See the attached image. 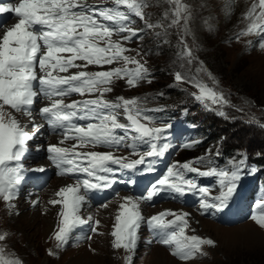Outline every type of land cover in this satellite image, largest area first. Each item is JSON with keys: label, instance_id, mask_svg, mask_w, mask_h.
<instances>
[{"label": "snow or ice", "instance_id": "obj_1", "mask_svg": "<svg viewBox=\"0 0 264 264\" xmlns=\"http://www.w3.org/2000/svg\"><path fill=\"white\" fill-rule=\"evenodd\" d=\"M167 2L173 6L170 16L165 13V19L169 20L167 27H182L187 33L188 6L182 0ZM147 6L146 0H102L101 6L88 4L86 0H18L0 4V14H12L16 19L11 26L0 24V200L9 208L14 207L12 202L17 198L24 179L22 161L29 151L30 142L42 127L34 123L33 106L37 98L43 96L47 103L39 108V115L47 127L61 136L56 143L47 146V159L58 170V176L74 178L73 183L55 190L54 198L47 202L52 207L59 206L57 225L51 237L56 241L57 250L69 242L76 229L92 219L81 215L89 193L108 190L120 182L115 178L117 170L112 165L127 170L146 166V172H154L152 158L164 157L172 147L170 143H161L162 139H167L165 133L170 126H155L153 117L142 107L139 97L106 98L118 80H124L130 89L142 82L151 83L149 68L136 58L140 53L126 55L133 50L125 47L143 31L133 26V17L145 21L149 29L161 27L160 23L145 20L143 9ZM245 19L247 27L237 34L236 39L256 34L258 46L264 49V0L253 3L245 13ZM114 36L119 39H113ZM180 43L182 57L192 65L191 48L184 39ZM113 64L120 66L88 70L90 66L103 68ZM74 69L76 71H72ZM196 72L215 84L212 74L204 67H198ZM174 80L195 88L191 95L206 110L228 103L225 95L209 86L202 76H187L177 71ZM73 94L91 98L65 103V99ZM13 113L26 116L33 132H28ZM216 114L225 115L219 110ZM66 141L74 143L62 146ZM193 143L184 147L190 148ZM86 148H106L109 151H80ZM121 148L129 149L130 155L138 158L114 155ZM40 150L38 146L36 151ZM31 171L43 172L45 168ZM245 172L243 159L232 161L226 169L213 166L210 156L169 166L160 178L151 183L146 196L122 198L110 232L112 247L127 253L136 249L138 229L144 220L141 201H151L162 192L180 197L192 194L199 197L201 214L223 212L230 207ZM189 174L215 177L218 194H210L208 187L201 186ZM37 203L32 201L33 205ZM258 208L260 211L253 213L251 219L264 229V200L259 202ZM189 215L166 210L147 220L150 229L157 234L156 242L168 247L170 254L181 261L205 255L203 246H214L215 243L210 238L186 234ZM166 216L172 219L166 220ZM99 226L100 221L95 220L91 231L99 234ZM87 238L91 239L90 236ZM5 240L6 235L0 234V242ZM47 254L56 256L57 251L49 249ZM125 259L130 264L131 255ZM0 264L23 262L0 243Z\"/></svg>", "mask_w": 264, "mask_h": 264}, {"label": "rangeland", "instance_id": "obj_2", "mask_svg": "<svg viewBox=\"0 0 264 264\" xmlns=\"http://www.w3.org/2000/svg\"><path fill=\"white\" fill-rule=\"evenodd\" d=\"M230 1L232 2L231 7L234 5L239 6L237 11H230L228 8ZM86 2L101 6L102 0H86ZM252 2L255 3L254 0L239 2L237 0H219L216 4L204 3L203 1L202 6L204 5L203 7L206 10V15L203 16L205 18V34L195 38L191 34L193 26L190 22L193 10L200 7L198 3L193 0H182V3L188 6L189 13L188 32L185 33L182 27H167L169 20L165 19V13L168 12L170 16V9L173 7L168 4L167 0H146L148 6L143 9L145 20L148 23H160L161 27L149 29L145 26V21L133 17V26L141 28L143 31L139 37L128 42L125 47L133 50L126 53V55L136 56L137 52L140 53L136 58L141 63H146L151 73V83L142 82L138 87L130 89L126 86L124 80H118L113 85L114 90L106 94V98L109 100H114L117 96L125 98L139 97L142 107L152 111L154 109L163 111L164 114L161 116L166 118V121L155 122L153 118L155 126L175 125L179 121H183L187 115H193L194 121H199V130L193 132L194 137L188 142L176 146L167 167L173 164L189 162L201 156H210L213 166L229 168L232 161L239 162V160L243 159L246 172L239 186H245L248 183H259V187H262V192L259 191L260 198L256 201L254 192L257 189H254L253 186V193L251 191L250 197L241 204L243 212H241L240 219L231 225L223 224L216 221L217 219L214 220L213 214H201L199 205L189 208L182 207L174 202L163 201L145 205L142 207L144 220L141 223V229L138 231L139 239L136 249L132 253H127L123 249H114L112 247L113 237H111L110 232L114 224V216L118 205L121 203L120 200H116L117 197L113 196L109 202H101L97 205L88 204L87 208L82 210L81 215L85 219L88 217L92 219L86 225L76 229L69 242L62 249L57 250L56 244H53L56 241L52 240V238L50 239V237L57 225L59 206L56 207L48 229L44 230L41 227L39 229L36 228V231L33 221L39 219L37 213L43 199L54 195V185L61 176L57 175L58 170L55 167V170L51 168L52 176L48 184L42 191L38 190L40 192L35 194V201H38V203L24 206L18 210L15 209L17 205H14L13 202L17 200L24 201L33 192L29 185V191H25L23 187L27 186L28 177L30 178L31 174L37 173L26 169L23 172H27L28 176L26 175L27 179H23L21 183L22 189L20 190L22 193L20 194L19 192L17 198L12 202L14 207L9 208L8 205L0 200V210L3 209V212L0 211V234L6 235V240L0 243L3 244L6 251L19 257L23 264H129L125 259L128 255H131L130 264H264V229L258 227L251 219L253 213L260 211L258 208L259 202L264 200V169L261 170L255 162H252V159H257L258 156L264 159V127L261 126L264 125V49L258 46L259 37L256 34L242 36L239 40H235L237 34L247 27L248 21L245 19V13L251 7L249 5L253 4ZM196 19L198 20L199 17ZM113 39H119V37L114 36ZM181 39H184L192 50L195 60L192 65H188L182 57ZM116 66L120 65H105L103 68L90 66L88 70H108L110 67ZM201 66L212 74L215 84L208 80L207 76L196 72V69ZM177 71L187 76H202L209 86L216 88V90L225 95L228 103L223 107L214 105L212 106L213 110H206L191 95V93L196 91L195 88L187 83H177L174 80V73ZM78 97L91 98L80 97L79 95ZM217 110L223 111L225 115H217ZM13 114L16 115L22 124L27 121V117L22 114L21 116H18L20 113ZM155 114L148 113L152 117ZM215 116L218 117V120H221L218 122L221 126L219 125V127L213 129L208 140L202 135L210 132V126L206 123L208 119H212ZM218 123L216 122V124ZM42 125L44 127V123ZM31 127L32 124L30 122L26 130H33ZM43 132L44 135L48 134L46 133L48 132L46 128L43 129ZM47 139L46 135L44 140L41 141V146L39 145L41 150L35 151L38 155L37 157L29 155L28 160L31 161L30 163L26 160L22 161L24 168H28V166L37 168L41 162L48 160L46 157L48 155L47 152L46 156L44 155ZM201 140L204 141L199 146H197L198 143H193ZM189 143H193V146L185 148L184 145ZM30 147L36 148L33 145ZM86 150L109 151L105 148L80 149V151ZM217 152L219 153L218 156L216 155ZM221 152L226 157L223 156L222 158L220 156ZM41 154L45 159L40 158ZM114 155L125 156L129 159L138 158V156L130 155L129 149L125 148L115 151ZM35 160H40V162H34ZM44 175L47 174L45 173ZM44 178L41 179L42 183ZM63 178L66 177L63 176ZM203 183L199 182V184ZM38 186L37 184L34 189L37 190ZM218 187V185H215L212 189H209L210 194H218ZM33 195L30 194V196ZM103 205H107V207H103ZM170 207L177 208L178 210L174 211L177 213L184 212L183 210H192L194 212V219L191 222L189 221V228L186 230V234L210 238L215 242L214 246H203L205 255H197L188 261H181L178 257L170 254L168 247L157 243L156 240H151L147 224L148 218L154 214L165 212V208ZM45 209L44 214H46L47 210H50L47 207ZM13 211L16 212V218L14 219L12 217ZM145 213L146 217L144 216ZM209 213H212V211H209ZM103 214H106L105 217ZM165 219H172V217L166 216ZM95 220L100 221L99 234L91 231ZM40 221L41 219L35 223L40 224ZM21 226L22 228H20ZM145 231H148L147 237L145 236ZM89 236L91 239L87 238ZM19 238H21L22 242L19 241ZM48 240L49 242H45ZM38 242H41L40 245ZM48 248L57 251V255L49 256L47 254Z\"/></svg>", "mask_w": 264, "mask_h": 264}, {"label": "bare ground", "instance_id": "obj_3", "mask_svg": "<svg viewBox=\"0 0 264 264\" xmlns=\"http://www.w3.org/2000/svg\"><path fill=\"white\" fill-rule=\"evenodd\" d=\"M193 1H195L196 3H198L199 5H200V7H199V9H196V10H193V12H192V18H191V24H192V26H193V29H192V35L196 38V37H198V36H203L204 34H205V30H204V25H205V22H204V15H206V10L204 9V5L202 6V3H203V1H204V3H208V2H210V3H214V4H216L219 0H193ZM239 1H246V0H237V2H239ZM255 1V3L257 2V0H254ZM15 2H18V0H12V1H10V2H8V3H15ZM227 2V1H226ZM8 3H5V4H8ZM250 3V2H249ZM253 3V2H252ZM231 4H232V2L230 1L229 2V5H228V8L230 9V11H237V9H238V7L239 6H237V5H234V6H232L231 7ZM249 5V4H248ZM249 6H251V5H249ZM248 10V9H247ZM7 14V13H6ZM8 15H10V14H8ZM12 15V14H11ZM207 15H208V13H207ZM197 17H199V19L197 20L196 18ZM209 20V19H208ZM237 20V19H236ZM242 20V19H241ZM206 21V20H205ZM244 21V20H243ZM16 22V19L13 21V22H11L10 24H7V25H4V26H11L12 24H14ZM236 22V21H235ZM238 22V21H237ZM241 25V24H240ZM243 28V27H242ZM232 29V28H231ZM240 30V29H239ZM222 33V32H221ZM220 33V34H221ZM222 34H224V33H222ZM228 37V36H227ZM194 38V39H195ZM235 40H236V38H235ZM229 41V40H228ZM192 42V41H191ZM194 44V43H193ZM196 47V46H195ZM194 49V48H193ZM195 50V49H194ZM196 52V51H195ZM194 52V53H195ZM196 54V53H195ZM195 61V60H194ZM193 61V62H194ZM47 102L45 101V99H42V97L41 96H39L38 98H37V102L34 104V106H33V116L35 117V116H37V114H38V110H39V108L40 107H43V106H45V104H46ZM26 117V116H25ZM28 119V118H27ZM39 122V124L40 125H42L43 123L41 122V121H38ZM42 128L44 129V128H46L45 127V125H44V127H43V125H42ZM44 138V132H41V134H37V136L35 137V139L33 140V141H31L30 142V146L31 145H33L34 147H37L38 145H40L41 146V144H42V140L41 139H43ZM61 139V137H57V135L56 136H52V138H50V141H49V143L45 146V149H47V146L49 145V144H52V143H56L58 140H60ZM66 143V142H65ZM62 146H64V145H62ZM39 167H44L45 168V171H43V172H37V173H33V174H31V175H34V174H41V175H44L45 173H47L49 170H51V168H54L55 166L54 165H52L51 164V162L49 161V160H47L46 162H41L39 165H38V167L37 168H39ZM55 169V168H54ZM38 174V175H39ZM28 176V173L26 172V173H23V177H24V180L25 179H27L25 176ZM57 179V178H56ZM56 181V180H55ZM58 182L54 185V191L55 190H58V188L59 187H61V186H64V185H66V184H68V183H73L71 180H69V179H67V178H63V177H59V179L57 180ZM23 182V181H22ZM38 184V183H37ZM34 191H36V189H33V192ZM35 193V192H34ZM126 196H133V195H131V194H128V195H126V193L124 194V193H122V194H120L118 197H117V199L116 200H120L121 202H122V198L123 197H126ZM28 198L27 199H24V201L23 200H17V201H15V202H13V204L14 205H17V207L15 206V209H20V208H23L24 206H30V205H32V201H34L35 199H36V195L34 194L33 196H30V194H29V196H27ZM134 197V196H133ZM52 198H54V195H52V197L50 196L49 198L47 197V198H45V199H43V201H42V204H41V206H40V208H39V211H38V215H39V219L38 220H35V221H33L34 223L33 224H35V229L37 228V229H39V228H43L44 230H46V229H48V227L50 226V220H51V218H52V216L54 215V213H55V210H56V207H52L51 205H49L47 202H48V200L49 199H52ZM45 200V201H44ZM44 202V203H43ZM22 203V204H21ZM88 204H89V199H88V202H87V204L84 206V208L83 209H85V208H87V206H88ZM119 206V205H118ZM141 211H142V213H143V210H142V207L143 206H145V204L141 201ZM49 208L50 210L48 211L47 210V212H46V214H44L45 213V211H46V209L45 208ZM2 209V208H1ZM166 210H171V211H177L178 209L177 208H175V207H170V208H165ZM3 210V209H2ZM2 210H0V211H2ZM151 211V210H150ZM184 212H187V213H190V215H189V217L187 218L190 222L194 219V212L192 211V210H183ZM3 212V211H2ZM154 212V211H153ZM152 212V213H153ZM5 213V212H4ZM16 212H14L13 211V215H12V217H13V219L14 218H16V214H15ZM106 213V212H105ZM149 213V212H148ZM151 213V214H152ZM36 214V213H35ZM49 214V215H48ZM154 214V213H153ZM33 215V214H32ZM106 215V214H105ZM105 215L103 214V216L105 217ZM110 215V214H109ZM37 217V216H36ZM30 218H31V216H30ZM41 219V223L39 224V223H35L36 221L38 222L39 220ZM113 219V218H112ZM34 220V219H33ZM110 220V219H109ZM29 221V220H28ZM107 221V220H106ZM112 222V221H111ZM10 223V222H9ZM106 223V222H105ZM29 224V223H28ZM30 226V225H29ZM34 226V225H33ZM32 226V227H33ZM1 228V227H0ZM20 228H22V226L20 227ZM5 229V228H4ZM9 229V228H8ZM37 229H36V231H37ZM3 230V229H2ZM139 230V229H138ZM9 231V230H8ZM12 231V230H11ZM3 232V231H2ZM35 232V231H34ZM10 233V232H9ZM25 234V233H24ZM38 234V233H37ZM21 236V235H20ZM26 236V235H25ZM16 237V236H15ZM29 237V236H28ZM32 237V236H31ZM37 237V236H36ZM52 237V236H51ZM51 237H50V239H51ZM40 238V237H39ZM8 239V238H7ZM14 239V238H13ZM20 240L19 241H21V238H19ZM23 239V238H22ZM32 239H36V238H32ZM9 240H10V238H9ZM43 240V239H42ZM53 240V239H52ZM13 241V240H12ZM36 241V240H35ZM51 241V240H50ZM22 242V241H21ZM45 242H49V240L48 241H45ZM52 242V241H51ZM14 243V242H13ZM36 243V242H35ZM39 243V242H38ZM41 243V242H40ZM40 243H39V245H40ZM48 244V243H47ZM53 244H56V243H53ZM35 245V244H34ZM47 247H48V245H47ZM50 247V246H49ZM49 249V248H48ZM48 249H47V251H48Z\"/></svg>", "mask_w": 264, "mask_h": 264}, {"label": "trees", "instance_id": "obj_4", "mask_svg": "<svg viewBox=\"0 0 264 264\" xmlns=\"http://www.w3.org/2000/svg\"><path fill=\"white\" fill-rule=\"evenodd\" d=\"M220 121H221V120H218V119H212V122H211L212 124H211V125H212L214 128H215V127L217 128V127H219V125H220V124L218 123V122H220ZM216 122H217L218 124H216ZM213 123H214L215 125H214ZM220 126H221V125H220ZM256 164H257L258 166H263V167H264V159L260 156V158H258V160L256 161Z\"/></svg>", "mask_w": 264, "mask_h": 264}]
</instances>
